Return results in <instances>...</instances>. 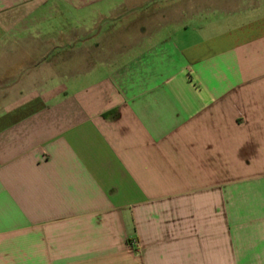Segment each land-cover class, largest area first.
<instances>
[{"label": "crops", "instance_id": "0c3cea01", "mask_svg": "<svg viewBox=\"0 0 264 264\" xmlns=\"http://www.w3.org/2000/svg\"><path fill=\"white\" fill-rule=\"evenodd\" d=\"M0 264H264V0H0Z\"/></svg>", "mask_w": 264, "mask_h": 264}, {"label": "built area", "instance_id": "2783aa9c", "mask_svg": "<svg viewBox=\"0 0 264 264\" xmlns=\"http://www.w3.org/2000/svg\"><path fill=\"white\" fill-rule=\"evenodd\" d=\"M133 244H134L135 246H138V245H139V243L137 242V240H134V241H133Z\"/></svg>", "mask_w": 264, "mask_h": 264}]
</instances>
